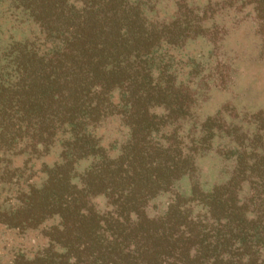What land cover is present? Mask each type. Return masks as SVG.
Returning a JSON list of instances; mask_svg holds the SVG:
<instances>
[{"label":"trees","instance_id":"obj_1","mask_svg":"<svg viewBox=\"0 0 264 264\" xmlns=\"http://www.w3.org/2000/svg\"><path fill=\"white\" fill-rule=\"evenodd\" d=\"M158 1L0 0L7 18L23 14L35 28L27 41L2 47L0 39V166L6 154H38L59 131L69 135L39 186L25 181L13 203L0 200V227L8 231L35 230L56 217L41 232L46 245L1 264H264V112L243 116L252 132L208 117L199 138L182 145L178 123L191 98L159 50L207 29L204 14L185 0H175L177 16L151 20ZM242 1L264 55V0ZM110 116L127 129L115 156L86 131ZM216 133L232 146L223 152L232 159L227 180L207 192L193 185L187 198L172 193ZM87 158L76 173V162ZM12 175L4 168L0 182L11 183ZM161 193L172 199L148 217ZM96 196L108 211H96ZM192 203L202 212L193 214Z\"/></svg>","mask_w":264,"mask_h":264},{"label":"rangeland","instance_id":"obj_2","mask_svg":"<svg viewBox=\"0 0 264 264\" xmlns=\"http://www.w3.org/2000/svg\"><path fill=\"white\" fill-rule=\"evenodd\" d=\"M242 0H185L186 7L194 14H204L201 25L207 29L204 35L186 38L182 44H163L159 50L168 72L174 77V84L187 90L191 101L189 114L178 123V136L183 146L200 136V125L208 117L219 116L225 124L252 132L253 127L244 122L243 116L256 111L264 112V55H260L259 40L255 34L254 18L249 7ZM151 20L170 19L177 16L175 0H159L150 5ZM0 13L2 47L11 42L29 40L35 35V28L25 15ZM6 30V31H5ZM4 63L0 62V66ZM159 114V109L153 110ZM86 131L102 145L111 156L127 138V129L115 116L103 118L99 124L87 127ZM69 138L67 132L59 131L53 141L38 154H29L26 148L17 155L6 154L0 172L6 168L13 172L11 183L0 182V200L3 206L14 202V197L25 181L39 186L44 180V167L60 162L61 143ZM232 148L222 133H216L208 148L198 149L193 155L194 170L172 183L171 191L183 198L190 196L193 185L207 192L214 185L225 182L232 169V159L223 152ZM90 158L74 165L76 173L88 167ZM26 182V183H27ZM72 183L78 185L77 177ZM246 188H244V195ZM161 193L149 202L148 217L161 215L173 194ZM91 202L97 212L109 210L106 200L96 196ZM192 213L202 212L199 205L190 204ZM54 217L43 222L35 230L23 232L8 231L0 227V264L21 253L26 257L34 255L46 245L41 232L57 223Z\"/></svg>","mask_w":264,"mask_h":264}]
</instances>
